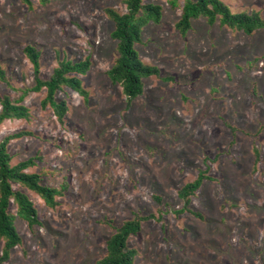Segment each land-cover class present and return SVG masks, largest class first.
Wrapping results in <instances>:
<instances>
[{"label":"rangeland","instance_id":"1","mask_svg":"<svg viewBox=\"0 0 264 264\" xmlns=\"http://www.w3.org/2000/svg\"><path fill=\"white\" fill-rule=\"evenodd\" d=\"M222 1L264 18V0ZM143 2L163 6L161 21L145 25L136 44L160 75L144 78V92L128 106L108 76L118 52L105 9L125 12L123 0H0L7 78L0 96L16 99L33 85L28 44L41 51L44 79L60 60H91L88 72L77 74L88 99L69 87L57 94L68 106L64 122L42 107V89L24 100L28 120L0 125V141L25 133L9 143L13 164L34 158L28 171L43 184H66L55 208L14 184L40 223L16 218L22 241L3 264H94L116 227L135 214L154 217L129 238L134 264H264V28L247 34L199 17L182 35L181 8ZM201 170L212 179L191 196L199 217L183 210L178 193ZM10 211L17 214L14 203Z\"/></svg>","mask_w":264,"mask_h":264},{"label":"trees","instance_id":"2","mask_svg":"<svg viewBox=\"0 0 264 264\" xmlns=\"http://www.w3.org/2000/svg\"><path fill=\"white\" fill-rule=\"evenodd\" d=\"M30 2V0H25ZM46 2L47 0H42ZM127 10L120 12L113 7L105 9L107 16L114 22V30L111 33L117 41L118 56L108 71V76L113 83L122 87L128 106L133 100L144 92V78L151 75H160L157 66L144 62L136 48V44L142 39L144 26L150 22H160L163 17V6L158 3H144L143 0H123ZM167 0L173 9L181 8V15L176 27L182 35H186L192 27V20L204 17L211 25L219 22L221 26L242 30L252 34L255 30L264 28V18L259 12H233L222 0ZM24 53L33 65V85L20 88L21 94L13 99L10 95L0 96V125L7 119H26L31 116L29 107L24 103L25 98L31 92H39L45 89L46 95L42 99V107H51L60 122H64L68 111L64 99H59L57 94L69 87L88 99L89 93L84 88L81 78L77 74H86L90 68L91 60L73 61L63 59L59 61L53 73L48 79L40 75L41 51L33 44L24 48ZM0 80L6 81L4 69L0 67ZM24 132L8 135L0 141V240L4 242L0 264L5 263L11 257L12 250L21 243L22 238L18 232L15 220L17 217L24 219L33 226L40 223L38 212L27 193L14 188L19 184L37 193L45 203L55 208L59 201L58 196L63 195L66 184L61 187H53L42 183L41 175L28 171L35 164L34 158L12 163V155L9 151L11 139L20 137ZM257 158L259 150L255 149ZM258 160V159H257ZM212 179L205 170H201L195 180L185 184L179 190V197L184 201L183 210H189L201 217L199 212L189 208L191 196L202 186L205 180ZM160 202L162 198L155 196ZM14 203L17 214L10 211ZM154 217L135 214L133 218L124 221L116 227L115 232L106 242V253L94 264H134L137 251L129 246L131 235L138 234L142 229V222Z\"/></svg>","mask_w":264,"mask_h":264}]
</instances>
